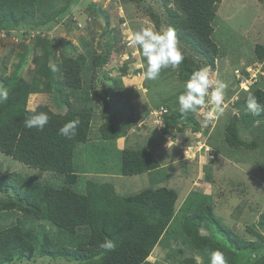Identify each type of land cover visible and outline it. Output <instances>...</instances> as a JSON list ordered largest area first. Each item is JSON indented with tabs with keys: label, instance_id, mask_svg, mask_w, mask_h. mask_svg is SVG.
Listing matches in <instances>:
<instances>
[{
	"label": "rangeland",
	"instance_id": "obj_1",
	"mask_svg": "<svg viewBox=\"0 0 264 264\" xmlns=\"http://www.w3.org/2000/svg\"><path fill=\"white\" fill-rule=\"evenodd\" d=\"M134 1H38L27 18H19L16 26L6 27L15 28L10 34L0 30V74L8 83L21 78L36 89L28 95V109L39 104L60 113L68 107L71 110L89 108L87 141L75 150L79 160L77 169L86 172L78 173L76 182L67 185L69 189L84 192L85 181L97 179L114 185L120 195H131L143 188L155 187L150 174H161V178H167L163 184L178 193V201L188 190L209 196L214 214L232 233L258 242L261 248L256 252L251 249L236 252L235 264H251L255 255L264 253V182L260 169L264 163V117L252 115L241 101L256 88L264 91V57L260 60L255 54L256 44L264 45V0H218L212 24V39L218 51L212 63L177 35L187 59L199 68L210 66L212 79L219 78L227 84L224 114L210 122L205 121L201 112L191 113L195 121L188 119V113L174 117V112L180 110L178 96L184 91V78L177 68L169 67L162 69L157 79L145 80L142 65L146 60L127 42L130 32L143 27L166 30L169 8L178 13V18H183V12L173 0ZM103 55L105 62L96 68L100 70L95 76L93 69ZM67 59H75L79 64L78 88L65 83L63 62ZM43 66L46 67L44 75L41 74ZM246 67H256L255 80L240 84L243 79H237L236 74L244 76ZM87 96H90L88 104ZM160 106L171 113L167 126L172 134L164 135L166 139L159 130L164 127L163 120L158 125L150 115ZM233 117H236L237 135L245 145L231 146L224 140ZM196 124L200 127L198 132L193 131ZM114 129L120 131L114 140L118 151L102 140V134L110 136ZM125 148L151 150L166 165L151 173L123 176L118 162L119 151ZM103 151L109 158L102 159L98 165L96 154ZM12 172L31 180L48 181L50 185L63 184V174L39 171L0 152V176ZM15 198L11 193L0 194V200L6 202ZM182 203L177 202V208ZM6 217L4 224L13 225L21 219L20 225L26 222V229L32 226L24 213L15 208L6 210ZM48 229L51 232L55 227L49 225ZM256 231L261 238L256 236ZM200 233L230 245L227 236L214 223L201 227ZM175 237V234H163L147 264H187L184 260L189 258L203 262L202 255ZM96 260L97 257L92 260L51 258L40 255L36 247L31 258L16 257L7 264H84Z\"/></svg>",
	"mask_w": 264,
	"mask_h": 264
},
{
	"label": "trees",
	"instance_id": "obj_2",
	"mask_svg": "<svg viewBox=\"0 0 264 264\" xmlns=\"http://www.w3.org/2000/svg\"><path fill=\"white\" fill-rule=\"evenodd\" d=\"M38 1L40 0H0V30H7L6 34H10L15 28L6 27L10 24L16 26L19 18H27L33 13ZM173 1L184 15L183 18H178V13L169 8L168 28H174L179 38L188 41L196 52L212 63L213 55L218 51L217 44L212 39V24L218 0ZM255 54L258 59H263V44H256ZM105 59L103 55L97 60L93 69L95 76L100 70L96 68L101 67ZM45 68H41L42 75ZM194 68L197 70L199 67L185 57L177 69L186 81ZM63 75L65 83L71 88L80 86V69L75 59L63 62ZM245 75L248 73L245 72ZM15 79V82L8 83L9 80L0 74V87L7 88L9 92L8 99L0 103V152L28 167L49 174H63L64 178L62 186H55L38 178L31 180L17 172L0 176V194L11 193L16 197L15 201L0 200V264L11 263L16 257L29 259L36 247H39L40 255L51 258L62 256L69 260H92L97 257L96 261L84 264H147V258L165 233L175 234V238L204 258L202 263L194 258L185 259L187 264H209L208 254L217 249L224 253L228 264H235L237 251L251 249L256 252L261 248L258 242L232 233L214 214L210 197L195 191H190L176 209V192L166 186L120 195L109 182L87 179L84 192L69 189L67 185L76 182L78 173L86 172L77 169L79 160L75 156V150L87 141L91 118L89 108L71 110L68 107V110L60 113L52 111L46 104H39L35 107L37 111L48 113L50 120L42 131L29 129L24 126L25 118L32 115L27 108V98L36 89L21 78ZM4 83L7 85H3ZM46 87L48 89L49 85ZM249 94L264 105V91L256 88L241 101L245 107ZM88 98L90 96L85 98L87 104ZM61 102L66 104L65 101ZM167 111L163 115L164 127L159 129L165 139L164 135L172 134L167 126L171 113ZM183 114L176 110L174 117ZM77 117L80 123L76 135L71 139L61 135L59 129ZM187 117L195 121L191 113ZM257 117H264V113ZM232 120L227 127L225 142L231 146L245 145L237 135L236 117ZM114 130L110 136L102 134V140L117 149L114 140L118 138L120 131ZM199 130L200 127L196 124L193 131ZM119 153L118 167L123 176L150 172L160 166L152 151L146 148H125ZM96 156L99 157L96 162L98 165L102 159L109 158L105 151ZM260 169L264 182V163ZM12 208L22 211L32 226L26 229V222L20 225L23 221L21 219L13 225L4 224L6 210ZM209 223H214L227 236L232 247L200 233V228ZM49 225L55 227L51 232ZM248 231L253 232L251 228ZM255 234L262 237L257 231ZM107 240L114 242V250L101 247ZM251 264H264V253L255 255Z\"/></svg>",
	"mask_w": 264,
	"mask_h": 264
},
{
	"label": "clouds",
	"instance_id": "obj_3",
	"mask_svg": "<svg viewBox=\"0 0 264 264\" xmlns=\"http://www.w3.org/2000/svg\"><path fill=\"white\" fill-rule=\"evenodd\" d=\"M127 42L129 47L136 48L146 60V64L142 65L145 80L157 79L162 69L178 68L185 58L176 30L172 27L164 31H157L154 26L143 27L140 30L130 32L127 36ZM211 71L210 66L200 67L185 81L184 91L178 96L181 113L201 112L206 122L217 120L224 114L223 105L227 84L219 78L212 79ZM8 95V89L0 87V103L5 102ZM246 106L254 116L264 113V105L258 103L252 94L248 95ZM29 111L32 115L25 118L24 126L42 131L50 120L48 113L38 112L35 107ZM150 115L152 116L151 113ZM79 123L78 117L66 122L59 129L60 134L71 139L76 135ZM101 247L114 250L115 244L111 240H107L101 244ZM208 256L209 264H228L224 253L219 249L211 251Z\"/></svg>",
	"mask_w": 264,
	"mask_h": 264
},
{
	"label": "built area",
	"instance_id": "obj_4",
	"mask_svg": "<svg viewBox=\"0 0 264 264\" xmlns=\"http://www.w3.org/2000/svg\"><path fill=\"white\" fill-rule=\"evenodd\" d=\"M255 68L256 67H254V68L253 67L252 68L246 67L245 68V72L247 71V73H248L247 77H245V75L242 76V75L238 74L236 71L237 78L243 79L240 81V84H245L246 82H249L250 80H252L251 81V83H252L255 80L256 73H257ZM166 111H167L166 108H164L163 106H160V108L157 110V112L151 113L152 116L156 118L155 120H157L158 125H162L163 115L166 113ZM187 147H189V146H187Z\"/></svg>",
	"mask_w": 264,
	"mask_h": 264
},
{
	"label": "crops",
	"instance_id": "obj_5",
	"mask_svg": "<svg viewBox=\"0 0 264 264\" xmlns=\"http://www.w3.org/2000/svg\"><path fill=\"white\" fill-rule=\"evenodd\" d=\"M157 161L159 162V164H160V166H159V168H158V170L159 169H161L162 167H165V163H163L162 161H160L159 159H157ZM172 166V165H171ZM153 171H157V170H152V171H150V172H145V173H151V172H153ZM169 172H171L170 170H169ZM161 174H150V177L151 178H153V180L154 181H151V183H156V185H155V187H152V186H150V187H148V188H159V187H162V186H165L163 183H166V180H167V178H165V177H162L161 178V176H160ZM167 187V186H166ZM170 188V187H169ZM143 189H145V188H143ZM173 189V188H172ZM175 192H176V190L175 189H173ZM189 190L185 193V195H184V197H182V199L180 200V201H178V193L176 192V195H177V199H176V208H177V202H183L184 200V198L189 194ZM187 194V195H186Z\"/></svg>",
	"mask_w": 264,
	"mask_h": 264
}]
</instances>
